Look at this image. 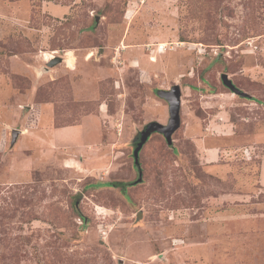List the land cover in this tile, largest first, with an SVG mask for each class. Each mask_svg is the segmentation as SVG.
Masks as SVG:
<instances>
[{
  "label": "rangeland",
  "instance_id": "1",
  "mask_svg": "<svg viewBox=\"0 0 264 264\" xmlns=\"http://www.w3.org/2000/svg\"><path fill=\"white\" fill-rule=\"evenodd\" d=\"M0 264H264V0H0Z\"/></svg>",
  "mask_w": 264,
  "mask_h": 264
},
{
  "label": "water",
  "instance_id": "2",
  "mask_svg": "<svg viewBox=\"0 0 264 264\" xmlns=\"http://www.w3.org/2000/svg\"><path fill=\"white\" fill-rule=\"evenodd\" d=\"M57 61H60L57 59ZM221 82L225 88H227L232 94H235L241 98H247V95L237 89L231 80H229L226 74L221 76ZM157 95L164 99L169 107V124L168 125H160L157 123L149 124L146 129L141 133L140 142L136 144V148L133 152V159L137 164V159L139 152L142 146L147 142V138L150 136L151 133L156 132L161 134L164 139L166 140L167 144H171V136L180 126V89L179 86L172 87L169 91H158ZM20 134V131L13 130L12 132V144L16 141L17 136Z\"/></svg>",
  "mask_w": 264,
  "mask_h": 264
},
{
  "label": "crops",
  "instance_id": "3",
  "mask_svg": "<svg viewBox=\"0 0 264 264\" xmlns=\"http://www.w3.org/2000/svg\"><path fill=\"white\" fill-rule=\"evenodd\" d=\"M55 53H52V54H45V56H44V61H49L48 59H50V58H54V55ZM49 57V58H48ZM70 58H72V59H70ZM74 59V56L72 55V52H67L66 54H65V57H64V62H66V63H68V65H69V67L70 66H72V68L71 69H74V64L72 65V63H71V60H73Z\"/></svg>",
  "mask_w": 264,
  "mask_h": 264
},
{
  "label": "bare ground",
  "instance_id": "4",
  "mask_svg": "<svg viewBox=\"0 0 264 264\" xmlns=\"http://www.w3.org/2000/svg\"><path fill=\"white\" fill-rule=\"evenodd\" d=\"M157 49H159L158 51H163V45L160 44Z\"/></svg>",
  "mask_w": 264,
  "mask_h": 264
},
{
  "label": "trees",
  "instance_id": "5",
  "mask_svg": "<svg viewBox=\"0 0 264 264\" xmlns=\"http://www.w3.org/2000/svg\"><path fill=\"white\" fill-rule=\"evenodd\" d=\"M107 185H109V186H113V184H112V183H111V184H110V183H107Z\"/></svg>",
  "mask_w": 264,
  "mask_h": 264
}]
</instances>
